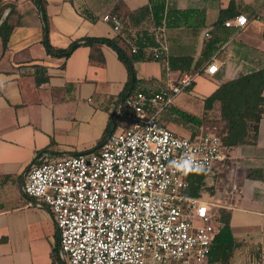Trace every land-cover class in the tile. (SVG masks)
<instances>
[{
	"label": "crops",
	"instance_id": "0c3cea01",
	"mask_svg": "<svg viewBox=\"0 0 264 264\" xmlns=\"http://www.w3.org/2000/svg\"><path fill=\"white\" fill-rule=\"evenodd\" d=\"M4 1L16 5V25L6 50L0 37V264H56L53 251H60L54 214L47 203L24 192L22 176L39 160L100 146L130 68L108 44L83 43L68 57L51 54L38 0ZM167 1L168 9L191 12L177 24L164 25L154 37L166 43L163 58L133 64L138 85L153 93L185 73L195 74L192 88L164 111L163 124L185 137L218 133L224 126L219 104L207 111L205 99L224 82L264 68V0H236L232 7V0ZM44 6L49 42L55 48L66 49L85 38L116 39L130 58L128 39L151 32L154 25L150 0H45ZM223 10L231 18L246 15L248 24L226 26L220 22ZM108 12L123 19V33L101 19ZM93 52L104 60L91 59ZM212 63L218 70L208 75L205 70ZM38 68L47 77L40 85ZM172 108L201 122L189 121ZM227 154L222 178L239 192L222 189L214 170L206 174L201 198L229 214L237 246L228 262L209 256L207 264H264V118L256 142L227 148Z\"/></svg>",
	"mask_w": 264,
	"mask_h": 264
},
{
	"label": "built area",
	"instance_id": "2783aa9c",
	"mask_svg": "<svg viewBox=\"0 0 264 264\" xmlns=\"http://www.w3.org/2000/svg\"><path fill=\"white\" fill-rule=\"evenodd\" d=\"M101 19L123 33L125 23L117 14ZM247 24L244 14L225 22L237 28ZM163 29L153 25L151 33L156 38ZM138 38L128 39L133 53ZM157 43L148 50L160 59L167 46L159 37ZM217 70L212 63L205 73ZM194 82L195 74L185 73L157 92H131L122 105L130 127L113 133L98 151L34 163L23 189L52 209L67 264L207 262L219 232L216 203L187 194L185 175L212 171L227 160V148L213 132L180 136L162 120ZM187 160L190 170L178 167Z\"/></svg>",
	"mask_w": 264,
	"mask_h": 264
},
{
	"label": "trees",
	"instance_id": "16d2710c",
	"mask_svg": "<svg viewBox=\"0 0 264 264\" xmlns=\"http://www.w3.org/2000/svg\"><path fill=\"white\" fill-rule=\"evenodd\" d=\"M235 1L236 0L231 1V7L235 4ZM44 2L45 0H42V7L46 16ZM167 2V0H150L153 21L157 28L163 27L164 25L169 27L177 24L179 18L181 19V17L184 16L187 17L188 13L191 12L168 9ZM148 10L149 8L147 7L143 9L142 12H146ZM14 13H16V5L14 3L0 0V37L2 39L4 50H6L8 47L11 33L16 25V23H14L12 20V15ZM235 16H237V14ZM231 17L232 16L228 15V10H223L221 12L220 22L225 24V22ZM82 40H84V44L91 46H94L96 43L111 45L119 50L122 59H129L132 65L137 61L153 60V53H148L146 48L149 46L153 47L158 45V43L154 40V35L151 32L143 31L139 39L136 41L138 51L133 53L129 49L131 57L128 58L125 51L119 47L118 41L116 39L114 40L93 37ZM76 43L77 41L73 42L70 47L66 49L55 48L49 42L48 33L46 34L45 45L47 46L48 51L54 55L68 57L72 50L79 46L76 45ZM128 48L130 47L128 46ZM90 56L91 59L100 62L104 60L101 53L93 52ZM163 57L164 54L161 58ZM132 73L135 76L132 93L137 91L149 93L145 88H142L138 85L136 70L133 66V68L130 69L129 82L126 85L122 97L125 96L129 90ZM35 78L37 84H42L47 79L44 69L38 68ZM217 103L219 104L221 119L224 121L222 130L217 133V135L221 138L222 144L227 148H232L239 145L256 142L259 135L260 121L262 118H264V68L251 73L239 75L236 78L221 84L214 93L205 99V109L207 111L213 110ZM172 110L177 111L186 119L196 124L201 122L199 118L180 111L177 108H172ZM123 115L124 112L122 107L116 121L114 133L117 132V129L120 125L121 116ZM110 129L111 124H109L105 130L101 145L107 140ZM101 145L90 151L79 153L77 155L96 152L101 148ZM210 171L211 170L209 169H201L187 172L185 175V178L189 183L187 194L194 197H201L202 188H206V174ZM217 222L219 232L213 242L210 257H213V260L215 261L226 263L236 248L237 242L233 235L229 214L222 210L221 214L218 216ZM53 257L56 264H63L62 259L59 257L57 248H55L53 251Z\"/></svg>",
	"mask_w": 264,
	"mask_h": 264
},
{
	"label": "water",
	"instance_id": "95a60500",
	"mask_svg": "<svg viewBox=\"0 0 264 264\" xmlns=\"http://www.w3.org/2000/svg\"><path fill=\"white\" fill-rule=\"evenodd\" d=\"M39 2V7H40V13H41V17H42V21H43V25H44V29H45V33L47 34V31H48V26H47V20H46V16H45V13L43 11V7H42V0H38ZM46 39V38H45ZM84 42V40H80V41H77L76 45H80ZM126 62L127 64L129 65L130 69L133 68V65L131 63V61L129 59H126ZM134 82H135V76L134 74L132 73V78H131V84H130V87H129V90L127 91V93L125 94V96L121 97L119 99V102H118V105L114 111V114H113V117L111 119V129H110V132H109V136L107 138V140L112 136V134L114 133V130H115V127H116V121H117V118L121 112V108H122V105H123V102H124V99L126 97H128L133 88H134ZM34 166V163H32L24 172L23 176H22V179H21V185L22 187L24 186V183H25V180H26V177H27V174L28 172L30 171V169ZM58 235H59V251H60V256L62 258V261H63V264H67L66 261H65V258H64V255H63V252H62V249H61V246H60V233H59V230H58Z\"/></svg>",
	"mask_w": 264,
	"mask_h": 264
},
{
	"label": "rangeland",
	"instance_id": "374dc122",
	"mask_svg": "<svg viewBox=\"0 0 264 264\" xmlns=\"http://www.w3.org/2000/svg\"><path fill=\"white\" fill-rule=\"evenodd\" d=\"M130 125H131V121H130V119L127 118L125 115H123V116H121V119H120V125H119V128H118L117 130L122 129V128H124V127H130ZM215 133H216V132H215ZM216 134H217V133H216ZM227 163H228V161L218 163V164H216V165L214 166V168H213V170H212V171L215 170V172H216L217 174H219V181H220L219 185L221 186L222 189H227V188H229L230 185H231V182L229 181V179H228L227 177H223V178H222L223 174L226 173V172H225V168L228 167ZM216 173H213V174H216ZM230 190H231V192H230ZM237 191L239 192L238 189H235V188H233V187L229 188V192L232 193V194L237 193ZM213 211H214L217 215H220L221 212H222V209H221V207H220L219 205L216 204V205L214 206V208H213ZM207 261H208V260H207ZM205 264H207V262H206Z\"/></svg>",
	"mask_w": 264,
	"mask_h": 264
},
{
	"label": "clouds",
	"instance_id": "9594fccd",
	"mask_svg": "<svg viewBox=\"0 0 264 264\" xmlns=\"http://www.w3.org/2000/svg\"><path fill=\"white\" fill-rule=\"evenodd\" d=\"M184 167L185 169H189L191 168V161L190 160H187V161H184L182 165H178V167Z\"/></svg>",
	"mask_w": 264,
	"mask_h": 264
}]
</instances>
